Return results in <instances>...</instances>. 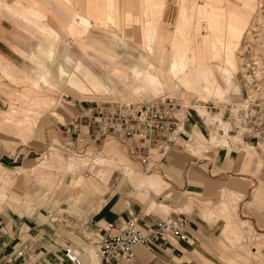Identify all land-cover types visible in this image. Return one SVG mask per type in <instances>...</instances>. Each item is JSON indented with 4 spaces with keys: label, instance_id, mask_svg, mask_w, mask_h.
<instances>
[{
    "label": "rangeland",
    "instance_id": "1",
    "mask_svg": "<svg viewBox=\"0 0 264 264\" xmlns=\"http://www.w3.org/2000/svg\"><path fill=\"white\" fill-rule=\"evenodd\" d=\"M5 3L45 25H61L63 36L37 30ZM256 3L257 0H2L0 191L7 195L16 193L21 201L9 203L7 199L0 203V215H38L44 220L48 215L57 218L63 211L82 221L92 214L98 218L106 205L120 211L132 210L146 219L186 214L196 220L200 212L205 224L195 231V236L197 233L201 238H193L189 252L179 256L190 259L171 264H227L223 259L228 258L245 264H264V239L260 238L264 236V223H254L246 217L248 210H256L252 197L257 199L258 206L264 201V158L251 145L241 142L240 137L230 139L217 134L215 128L209 130L199 121L205 132L219 135L226 146L246 147L251 154L243 158L234 150L228 155L227 147L211 145L195 135L199 154L190 157V146L184 142V147L176 146L168 152L170 156L162 159L158 150H153L154 167L148 170L117 139L109 137L98 150L84 147L81 151L80 145L68 143L66 132L72 121L79 123L80 116L92 107L165 97L197 104L198 112L191 111L195 118L200 112L209 119L220 120L215 121L217 129H225L221 119L223 104L238 94L239 44L253 19ZM70 13L80 14L88 24H74L72 32ZM147 41L153 42V51L149 49L152 46L146 47ZM39 44L51 46L58 57L67 49L72 61H64L65 65H81L79 73L100 74L112 91L78 93L64 80L58 79L60 84H55L60 59L46 62L50 70L44 80L40 77L43 70L30 56L22 54L38 55ZM181 54L185 55L187 70L205 71L200 74L204 79L197 78L193 86L168 74L167 67ZM147 62L155 65L158 78L167 82L162 88L144 87L142 74L137 71H143ZM171 67L169 71L173 72ZM220 90L228 92V99L218 96ZM81 125L84 134L85 122ZM108 143L137 165L140 174L160 173L170 183L169 194L157 195L152 191L148 197L141 195L122 165L110 168L108 163L96 160L100 155L106 157ZM86 153H90V159L80 157ZM171 157L174 159L168 163L166 158ZM191 167L195 171L189 175ZM101 169L108 170L106 180L98 175ZM81 175L83 180L79 179ZM204 184L207 192L202 194L200 187ZM214 196L218 201L213 204ZM152 199L158 203L154 207L150 206ZM99 203L103 208H98ZM161 205H168L166 211ZM232 223L241 227L238 235L228 232ZM76 231L72 233L80 240L89 241L90 234L82 230L84 235H80ZM83 241L76 244L87 251Z\"/></svg>",
    "mask_w": 264,
    "mask_h": 264
},
{
    "label": "built area",
    "instance_id": "2",
    "mask_svg": "<svg viewBox=\"0 0 264 264\" xmlns=\"http://www.w3.org/2000/svg\"><path fill=\"white\" fill-rule=\"evenodd\" d=\"M239 67L236 76L238 94L223 104L221 119L226 128L217 130L230 139L240 137L241 142L251 145L264 158V0H257L253 19L243 33L239 44ZM196 105L184 99L165 97L147 102L95 106L80 116L79 123L75 120L67 127L68 143L80 145L81 151L84 147L98 150L112 137L125 144L130 156L150 170L154 167L153 150H158L162 159L176 146L184 147L183 142L186 146L194 144L195 134L187 130L186 124L195 126L196 118L191 111ZM198 117L207 126L215 127L206 115L199 112ZM189 225L187 216L167 215L144 226L134 215L122 222L103 223L95 221L91 215L78 222L75 229L82 235L95 236L92 239L89 235L87 239L107 263L132 264L138 258V246L152 251L159 240L168 237L189 242L192 238ZM28 246V243L23 246L17 256L23 255ZM63 252L74 264H83L81 257L87 253L84 247L69 242L63 245Z\"/></svg>",
    "mask_w": 264,
    "mask_h": 264
},
{
    "label": "crops",
    "instance_id": "3",
    "mask_svg": "<svg viewBox=\"0 0 264 264\" xmlns=\"http://www.w3.org/2000/svg\"><path fill=\"white\" fill-rule=\"evenodd\" d=\"M1 2L2 0H0V3ZM4 5L12 9L17 14L24 16L26 21L32 23L37 30H40L41 32L48 31L50 34L55 35L56 37L63 36L64 27H62L61 25H56L55 23L52 24V22L45 25L33 19L31 16L22 12L21 10L11 7L7 3H5ZM69 17H70L69 23L71 24L70 29L72 30V32H74L75 30V28L72 27L74 24H82V25L88 24V21L78 13H70ZM148 45L152 46L155 49V47L153 46V42L147 41L146 47H148ZM38 50H39L38 55H35V53L27 54L25 52H22V54L30 56L36 62L39 68L44 69L42 75L40 76L44 80H46V73L49 72L50 70L46 62L51 60L52 63H54L56 61H59L60 59L55 71V76H56L55 84H60L58 79L64 80V82L67 83L68 87L77 91L78 93H84L86 90L104 91V92L112 91L111 86L100 74H97L96 72L93 71L90 72L85 71L79 73L77 70L81 68V65H76L75 67L74 66L69 67L68 65H65L64 61L65 62L72 61V57L67 51V49H64L63 52H60V54L58 53L59 57L58 55L57 56L55 55V52L53 51V48L51 46L39 44ZM3 59L4 56L3 54L0 53V62H3ZM38 59L40 61H38ZM185 61H186L185 55L181 54L178 59H174L169 64V66L167 67V71L170 76L178 77L180 80L183 81L185 85L193 86L195 85V81L197 78H200L202 80L204 79V77H201L200 74H202V72L205 71L199 69H197V71L191 69L187 70V68L185 67V64L187 63ZM148 64L153 65L152 63L147 62L143 71L136 70L138 73L142 74V81L144 83V87H151L153 89L162 88L164 85L167 84V82H164L162 81V79L158 78L156 72L157 68L155 67V65H153L154 66L153 67V66H149ZM171 66L173 67V72L169 71V67ZM203 89H205L204 83H203ZM227 93L228 92H224L220 90L218 92V96L220 98L224 97V99H228ZM210 120L211 123H214L215 127L208 126L209 130L210 128L212 129L215 128L214 130H216L218 134V130H217L218 125L215 124L216 123L215 121L217 120L214 118H211ZM199 121L203 122L200 118H196V120L194 121L195 122L194 127L192 123L188 122L186 124L187 130L192 131V133H194L195 135L202 136V138L207 140L211 145L219 146L220 144H222L224 147H227L228 155H230L231 152L234 150L237 151L236 153L239 152V155H242L243 158L246 155L251 154L246 147H235V146L232 147L231 145L226 146L225 143H222L221 139H219V135L212 134L211 133L212 131L205 132L202 126L198 124ZM188 145L190 146V150H191V152H189L188 154L190 157L192 156L194 157L196 154L200 153L199 151L200 149H198L197 145L195 144H188ZM106 148H107L105 149L106 157L101 156L100 158H96V160H98L101 163L103 162L108 163L110 165V168H114V167H118V165H122L123 168L125 169L124 173L127 174L130 177V179L133 181V186L139 192V194L144 195L146 197L150 196L152 191L157 195L163 193L165 195L169 194L168 191H169L170 183L166 181L160 173L153 172L148 174L146 173L140 174L137 165H132L130 161H128L126 156L122 155V153H120V151L116 148L114 144L108 143ZM87 154L90 155V153ZM170 155L171 154H169L168 156ZM87 158H89L88 155ZM168 158H166V161L168 163H170L174 159V157H171L170 160H168ZM171 170L174 171L173 169ZM193 171H195V168L191 167V172H189V175L192 174ZM98 175L102 179L106 180L108 176V170L104 171L101 169L98 171ZM261 175H264V171L261 173ZM82 178L83 177L81 175L79 179ZM219 182L221 181L219 180ZM200 190H201L200 193L205 194L207 192L206 185L204 184L203 186H201ZM7 199H9L8 201L9 203L10 202L19 203L21 201V198L16 193L7 195L4 191H0V203L3 202L5 203ZM217 201H218L217 197L214 196L212 198V203L214 204ZM205 202L206 199L204 197L203 203ZM251 202L256 207V210L254 209L251 211L248 210L247 212L248 214L246 213V217H248V220H250L251 222L264 223V201H262V203H260L258 206L257 199L252 197ZM157 204L158 203L154 199H152L150 206L154 207ZM193 204L194 207L197 206L195 202H193ZM166 206L168 207V205H161L160 208L163 211H166ZM98 208L99 209L103 208L102 203L98 204ZM258 208L259 211H257ZM259 212H260L259 215L261 217L260 220H258ZM130 215H134L135 217H137L139 222L144 226L149 225L155 220L161 218L157 216H151L149 217V219H146V217L139 216L137 213L133 212L132 210L120 211L113 208H109L107 205L104 208V210L98 215V218H96V216L92 214L93 219L99 223L122 222ZM57 216L59 218L58 217L51 218L48 215L46 219L40 220L39 219L40 217L38 215L35 216L33 215L31 217L28 216L23 217L19 215L6 217L0 215L1 264H74L65 257L63 252V245L66 242L76 244V242L78 241H83V239L80 240L81 238L79 236L77 235L75 236L74 235L75 233H72L76 231L75 225L81 221L80 220L81 218L79 219L78 216L75 217L74 214H68L63 211L60 212V214H57ZM181 216H187V215L182 214ZM187 217L190 220L189 231L192 235L190 243L179 241L173 237H168L159 240L154 245L152 251L147 250L144 246H138L137 247L138 258L136 262L132 264H149L150 262H153L154 264H171L172 261H175L176 263H182L185 260H189L190 256H186L185 257L186 259H183L179 256H183L189 252L190 244L195 242V240H192L193 238L199 241V238L201 237H199L197 233L195 236V231L198 232L201 229V227L204 226L205 220L201 216L200 212H198L196 216V220H193L189 216ZM238 222L239 224L241 223L240 221ZM62 225L69 227L74 231L69 230L68 228L65 229ZM239 228L241 227H239L238 224L232 223V225H229L228 227V232L233 233L234 235H238L240 232ZM261 230L264 229H262L261 227ZM261 237L264 239V236L260 235V238ZM27 243L29 244L28 246L29 248L25 250L23 255L17 256L18 251ZM82 243L85 244L87 249L86 251L87 253L83 257H81L83 264H115V262L107 263L99 255H97L98 257H96L95 246L91 241H83ZM223 260L227 264H245L239 262L234 258L231 259L228 258ZM122 264H128V263H122ZM207 264H216V263L207 261Z\"/></svg>",
    "mask_w": 264,
    "mask_h": 264
},
{
    "label": "bare ground",
    "instance_id": "4",
    "mask_svg": "<svg viewBox=\"0 0 264 264\" xmlns=\"http://www.w3.org/2000/svg\"><path fill=\"white\" fill-rule=\"evenodd\" d=\"M53 30H54V29H53ZM149 49H150L151 51H153V50H154V48H152V47H151V48H149ZM52 54H53V53H52ZM36 59H37V58H36ZM38 61H40V60L38 59ZM42 62H43V61H42ZM43 65H44V64H43ZM42 70H44V69H42ZM45 72H47V71H45ZM60 72H61V71H60ZM147 75H149V74H147ZM44 76H45V75H44ZM151 76H152V75H151ZM150 78H151V77H150ZM150 78H149V79H150ZM231 138H232V139H236L237 137H236V136H232ZM86 154H87V153H86ZM86 154H84L85 156H81V155H80V157L87 158V155H86ZM101 156H102V155H100V156H97L96 158H100ZM89 159H90V158H89ZM87 163H88V162H87Z\"/></svg>",
    "mask_w": 264,
    "mask_h": 264
}]
</instances>
